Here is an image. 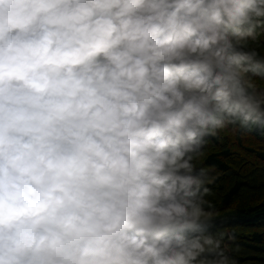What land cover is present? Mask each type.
<instances>
[{
    "label": "clouds",
    "instance_id": "1",
    "mask_svg": "<svg viewBox=\"0 0 264 264\" xmlns=\"http://www.w3.org/2000/svg\"><path fill=\"white\" fill-rule=\"evenodd\" d=\"M264 0H0V264H229L195 161L264 128Z\"/></svg>",
    "mask_w": 264,
    "mask_h": 264
},
{
    "label": "trees",
    "instance_id": "2",
    "mask_svg": "<svg viewBox=\"0 0 264 264\" xmlns=\"http://www.w3.org/2000/svg\"><path fill=\"white\" fill-rule=\"evenodd\" d=\"M249 43L264 51V34ZM253 84L264 88L258 77ZM195 163L211 193L206 229L221 239L223 256L229 264H264V128L229 127L209 137Z\"/></svg>",
    "mask_w": 264,
    "mask_h": 264
}]
</instances>
